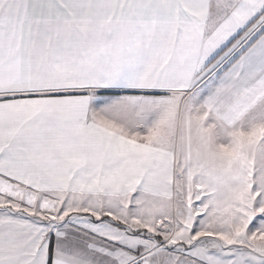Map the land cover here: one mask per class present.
Masks as SVG:
<instances>
[{
	"label": "snow or ice",
	"instance_id": "6c2138e0",
	"mask_svg": "<svg viewBox=\"0 0 264 264\" xmlns=\"http://www.w3.org/2000/svg\"><path fill=\"white\" fill-rule=\"evenodd\" d=\"M0 264H264V0H0Z\"/></svg>",
	"mask_w": 264,
	"mask_h": 264
}]
</instances>
